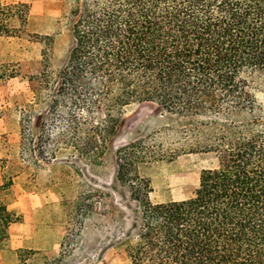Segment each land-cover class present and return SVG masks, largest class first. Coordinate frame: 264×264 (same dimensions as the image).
<instances>
[{"label":"trees","instance_id":"1","mask_svg":"<svg viewBox=\"0 0 264 264\" xmlns=\"http://www.w3.org/2000/svg\"><path fill=\"white\" fill-rule=\"evenodd\" d=\"M63 1L68 55L54 71L44 49L41 70L29 77L36 87L20 109V158L35 166L72 156L97 163L124 108L155 102L177 127L115 150L116 178L140 210L129 264H264V107L256 95L264 83V0ZM28 14L26 3L0 0V38L24 31ZM41 40L50 45L49 36ZM18 75L0 59V81ZM199 152H217L221 162L204 172L195 195L152 203L138 165ZM10 185L0 190V247L19 220L4 191ZM31 254L18 255L24 263ZM58 260L43 256L39 264Z\"/></svg>","mask_w":264,"mask_h":264},{"label":"rangeland","instance_id":"2","mask_svg":"<svg viewBox=\"0 0 264 264\" xmlns=\"http://www.w3.org/2000/svg\"><path fill=\"white\" fill-rule=\"evenodd\" d=\"M24 2L29 7L24 31L0 38V59L19 67V75L0 81V190L11 182L10 207L19 217L0 247V264H39L41 257L56 264H129L126 248L137 239L140 210L127 184L116 178L117 147L154 131L177 127V121L155 102H134L122 113L99 162L77 156L62 157L35 166L19 155L20 109L33 99L41 70V57L56 71L66 60L71 44L70 3L63 0H3ZM49 36V46L41 37ZM264 107V83L257 86ZM45 104L34 108L43 111ZM37 114L33 116V131ZM175 137L173 132L168 134ZM217 152L181 154L172 160H153L138 165L149 181L152 203L193 197L204 172L219 167ZM63 243L62 245H60ZM19 249L33 252L24 263Z\"/></svg>","mask_w":264,"mask_h":264}]
</instances>
